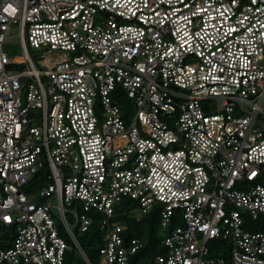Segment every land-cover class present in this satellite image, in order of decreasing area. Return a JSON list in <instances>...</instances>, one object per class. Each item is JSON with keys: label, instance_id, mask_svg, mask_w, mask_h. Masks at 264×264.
I'll list each match as a JSON object with an SVG mask.
<instances>
[{"label": "built area", "instance_id": "obj_1", "mask_svg": "<svg viewBox=\"0 0 264 264\" xmlns=\"http://www.w3.org/2000/svg\"><path fill=\"white\" fill-rule=\"evenodd\" d=\"M155 204L150 264H264V0H0V264H130Z\"/></svg>", "mask_w": 264, "mask_h": 264}, {"label": "trees", "instance_id": "obj_2", "mask_svg": "<svg viewBox=\"0 0 264 264\" xmlns=\"http://www.w3.org/2000/svg\"><path fill=\"white\" fill-rule=\"evenodd\" d=\"M123 99L120 100V103ZM122 104V103H121ZM128 204V200L121 199L116 205L117 209H123ZM161 206L155 204L152 206L148 214L144 215L141 220L135 221L130 215L127 217H120L118 221L126 226L127 235L134 236L142 243V248L131 258L130 264H150L152 259L157 255L164 253V247L161 243V231L159 229V210ZM180 221H177V224ZM176 224V223H175ZM13 230L6 228L0 224V249L9 246ZM77 239L93 264L98 262V249L100 248V232L97 228V223H94L91 228L82 234L76 235ZM66 264H79V260L75 253L70 252L66 254Z\"/></svg>", "mask_w": 264, "mask_h": 264}, {"label": "rangeland", "instance_id": "obj_3", "mask_svg": "<svg viewBox=\"0 0 264 264\" xmlns=\"http://www.w3.org/2000/svg\"><path fill=\"white\" fill-rule=\"evenodd\" d=\"M16 32V27L12 25L9 29V37L7 39V43L4 45V52L6 53V56L8 58L19 56L22 53ZM29 52L38 68H47L57 62L64 60L67 57V54L65 52L52 51L48 49L36 52H31V50L29 49ZM218 109V101L215 100L211 102L210 113H216L218 112ZM132 113L133 111H131L130 114L132 115ZM81 235L82 233L78 234V236ZM161 235L164 236L162 232Z\"/></svg>", "mask_w": 264, "mask_h": 264}]
</instances>
